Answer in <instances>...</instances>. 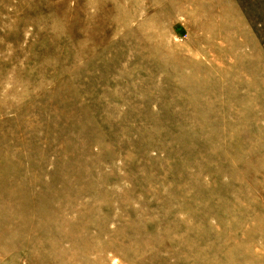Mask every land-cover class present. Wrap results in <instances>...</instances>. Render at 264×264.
Listing matches in <instances>:
<instances>
[{
  "label": "rangeland",
  "instance_id": "rangeland-1",
  "mask_svg": "<svg viewBox=\"0 0 264 264\" xmlns=\"http://www.w3.org/2000/svg\"><path fill=\"white\" fill-rule=\"evenodd\" d=\"M0 264H264V0H0Z\"/></svg>",
  "mask_w": 264,
  "mask_h": 264
},
{
  "label": "bare ground",
  "instance_id": "bare-ground-1",
  "mask_svg": "<svg viewBox=\"0 0 264 264\" xmlns=\"http://www.w3.org/2000/svg\"><path fill=\"white\" fill-rule=\"evenodd\" d=\"M199 263V262H198Z\"/></svg>",
  "mask_w": 264,
  "mask_h": 264
}]
</instances>
